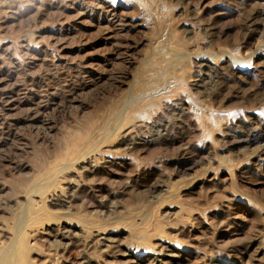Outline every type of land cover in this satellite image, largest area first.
Masks as SVG:
<instances>
[{
	"label": "rangeland",
	"instance_id": "374dc122",
	"mask_svg": "<svg viewBox=\"0 0 264 264\" xmlns=\"http://www.w3.org/2000/svg\"><path fill=\"white\" fill-rule=\"evenodd\" d=\"M263 11L0 0V262L264 264Z\"/></svg>",
	"mask_w": 264,
	"mask_h": 264
},
{
	"label": "bare ground",
	"instance_id": "6f19581e",
	"mask_svg": "<svg viewBox=\"0 0 264 264\" xmlns=\"http://www.w3.org/2000/svg\"><path fill=\"white\" fill-rule=\"evenodd\" d=\"M97 5H99V4H97ZM105 5H106V4H105ZM86 7H87V6H86ZM90 9H91V8H90ZM96 9H97V8H96ZM259 9H260V8H259ZM80 11H81V10H80ZM85 12H86V11H85ZM106 12H107V11H106ZM112 12H113V11H112ZM263 12H264V11H263ZM105 15H106V14H105ZM119 15H120V14H119ZM253 16H254V15H253ZM115 18H116V17H115ZM115 18H114V19H115ZM111 20H112V19H111ZM115 20H116V19H115ZM108 22H109V21H108ZM116 22H117V21H116ZM118 22H119V21H118ZM250 22H251V21H250ZM115 24H116V23H115ZM107 26H109V25H107ZM110 26H111V25H110ZM250 26H251V25H250ZM251 27H252V26H251ZM111 29H112V27H111ZM207 59H208V58H207ZM203 63H204V62H203ZM210 64H211V63H210ZM232 64H233V63H232ZM205 65H206V64H205ZM207 65H208V64H207ZM224 66H225V65H224ZM201 67H202V66H201ZM216 67H217V66H216ZM225 67H227V66H225ZM202 69H203V68H202ZM225 69H226V68H225ZM200 70H201V68H200ZM207 70H209V69H207ZM207 70H206V72L208 73ZM228 71H229V70H228ZM204 72H205V71H204ZM211 73H212V72H211ZM209 75H210V72H209ZM214 75H215V74H214ZM205 76H206V75H205ZM202 77H203V76H202ZM10 78H11V77H10ZM213 78H214V77H213ZM218 79H219V78H218ZM8 80H9V79H8ZM212 80H213V79H212ZM212 80H211V81H212ZM224 80H226V79H224ZM3 82H4V81H3ZM134 100H136V99H134ZM176 101H177V100H176ZM128 102H129V101H128ZM128 102H127V103H128ZM0 104H1V103H0ZM39 104H40V103H39ZM41 105H42V104H41ZM169 105H170V104H169ZM180 105H181V104H180ZM177 106H178V105H177ZM179 107H180V106H179ZM179 107H178V108H179ZM169 108H170V107H169ZM174 110H175V109H174ZM170 111H171V109H170ZM176 111H177V110H176ZM174 112H175V111H174ZM177 113H178V112H177ZM157 122H158V121H157ZM4 124H5V123H4ZM154 124H155V123H154ZM155 125H158V124H155ZM155 125H154V127H155ZM251 125H252V124H251ZM252 126H253V125H252ZM255 127H257V125H255ZM258 127L260 128V126H258ZM152 128H153V126H152ZM153 129H154V128H153ZM262 129H263V128H262ZM249 130H250V129H249ZM251 130H254V129H251ZM245 131H246V130H245ZM247 131H248V130H247ZM257 132H258V131H257ZM248 134H249V133H248ZM251 134H253V133H251ZM257 135H258V134H257ZM244 136H245V135H244ZM239 137H240V136H239ZM246 138H248V136H247ZM249 138H250V137H249ZM240 139H241V138H240ZM251 139H252V138H251ZM121 140H122V138H121ZM238 140H239V139H238ZM243 140L245 141V139H243ZM243 140H242V141H243ZM125 141H126V140H125ZM128 141H129V140H128ZM240 141H241V140H240ZM246 141H247V139H246ZM130 142H131V141H130ZM123 143H124V142H123ZM82 147H83V146H82ZM136 147H137V146H136ZM84 152H85V151H84ZM84 152H83V153H84ZM261 154H262V153H261ZM79 155H81V154H79ZM77 156H78V155H77ZM82 156L85 157V155H81V157H82ZM86 157H87V156H86ZM77 158H78V157H77ZM77 158H76L75 160H77ZM79 158H80V157H79ZM107 158H108V157H107ZM87 159H88V157H87ZM82 160H83V159H82ZM74 162H75V161H74ZM76 162H77V161H76ZM91 162H92V161H91ZM111 162H112V161H111ZM115 163H116V162H115ZM81 164H82V162H81ZM88 164H90V163H88ZM60 165H61V164H60ZM62 165H64V163H63ZM62 165H61V166H62ZM110 165H111V164H110ZM115 165H116V164H115ZM21 167H22V166H21ZM58 167H60V166H58ZM81 167H82V166H81ZM89 167H91V166H89ZM106 167H107V166H106ZM109 167H110V166H109ZM82 168H83V167H82ZM94 168H96V167H94ZM102 168H103V167H102ZM93 170H94V169H93ZM97 170H98V169H97ZM88 173H89V172H88ZM91 173H92V172H91ZM93 173H95V172H93ZM140 181H141V180H140ZM142 181H143V180H142ZM144 181H145V180H144ZM149 182H150V181H149ZM155 189H156V188H155ZM152 190H153V189H152ZM153 191H155V190H153ZM150 192H151V191H150ZM34 195H35V194H34ZM37 196H38V195H37ZM28 199H29V198H28ZM91 199H92V197H91ZM92 200H93V199H92ZM93 201H94V200H93ZM29 204H31V203H29ZM23 209H24V208H23ZM24 210H25V209H24ZM26 210H27V208H26ZM27 211H28V210H27ZM27 211H26V212H27ZM22 214H23V213H22ZM27 214H28V213H27ZM20 216H21V215H20ZM20 216L18 215V218H19ZM26 216H27V215L25 214V216L23 215L21 218H23V217L26 218ZM41 216H42V215H41ZM28 218H29V217H28ZM33 219H34V218H33ZM33 219H32V220H33ZM23 220H24V219H23ZM28 220H29V219H28ZM16 221H17V220H16ZM14 222H15V221H14ZM21 223L24 224V223H26V222H24V221L22 222V221H21ZM75 223H76V222H75ZM16 224H17V223H16ZM23 224H22L21 226H24ZM68 224H69V222H68ZM70 224H72V223L70 222ZM79 224H80V223H79ZM13 225H14V224H13ZM18 225H20V224H18ZM80 225H81V224H80ZM16 226H17V225H16ZM16 226H14L15 229H16ZM69 226H70V225H69ZM81 226H82V225H81ZM63 227H64V226H63ZM14 228H12V229H14ZM17 228H18V227H17ZM15 231H17V229H16ZM66 232H67V231H66ZM93 232H94V231H93ZM11 233H12V232H11ZM17 233H19V232L17 231ZM62 233H63V232H62ZM6 234H7V233H6ZM6 234H5V235H6ZM13 235H14V234H13ZM63 236H64V235H63ZM13 237H15V236H13ZM13 237H12V238H13ZM12 238H11V239H12ZM92 239H93V238H92ZM9 240H10V239H9ZM16 240H17V239H16ZM16 240H15V241H16ZM15 241H14V244H17V243H15ZM17 241H18V240H17ZM66 243H67V242H66ZM73 243H74V242H73ZM90 243H91V242H90ZM10 244H12V243H10ZM76 244H77V243H76ZM91 244H92V243H91ZM68 246H69V245H68ZM8 247H10V246H8ZM11 247H12V246H11ZM12 248H15V247L13 246ZM22 248H23V247H22V245H21V246L19 247V250L22 251ZM8 249H10V248H8ZM6 250H7V249H6ZM2 251H4V250L2 249ZM2 251L0 250V252H2ZM7 252H8V251H7ZM13 252H15V251L12 250V254L8 253V255L13 256V255L16 253V252H15V253L13 254ZM20 253H23V251L20 252ZM130 253H131V252H130ZM15 255H16V254H15ZM181 255H182V254H181ZM1 256H2V255H1ZM4 257H5V256H4ZM2 258H3V257H2ZM5 258H7V256H6ZM8 258H10V257H8ZM105 258H106V257H105ZM157 259H158V258H157ZM15 260H16V259H15ZM140 260H141V259H140ZM150 260H151V258H150ZM3 261H4V260H3ZM3 261L0 262V263L2 264ZM12 261H13V260H12ZM12 261H11V262H12ZM153 261H154V260H153ZM175 261H176V260H175ZM7 263H9V262H7ZM15 263H16V262H15ZM135 263H136V262H135ZM9 264H10V263H9Z\"/></svg>",
	"mask_w": 264,
	"mask_h": 264
}]
</instances>
